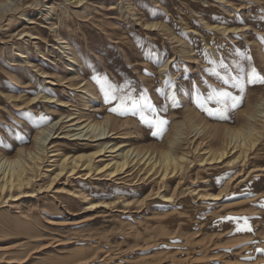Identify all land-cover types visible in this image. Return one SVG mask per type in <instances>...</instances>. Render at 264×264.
Wrapping results in <instances>:
<instances>
[{
    "label": "rangeland",
    "instance_id": "374dc122",
    "mask_svg": "<svg viewBox=\"0 0 264 264\" xmlns=\"http://www.w3.org/2000/svg\"><path fill=\"white\" fill-rule=\"evenodd\" d=\"M3 5L0 155L15 158L38 150L36 135L44 125L51 126L39 141L49 134L46 144L55 151L94 148L97 140L81 139L88 138L81 135L85 130L71 125L75 119L67 115L73 112L108 125L110 143L132 144L155 157L180 125L173 150L189 152L190 160L164 181L140 163L115 176L63 172L49 187L58 156L43 155L30 185L0 192V264H264V252L258 251L264 249V84L240 91L230 79L249 66L264 76V0ZM153 21L160 25L148 23ZM169 79L172 87L165 85ZM109 84L120 96L146 97L152 109L111 112L119 101L105 102L103 88ZM215 90L243 97L228 121L207 115L194 102L197 94ZM171 91L177 107L166 99ZM257 109L258 115H249ZM157 118L168 122L162 137H154L155 129L145 122ZM250 121L263 134L249 157L230 161L231 149L220 160L199 161L203 146L222 149L229 130ZM227 217L246 218L252 231H236L244 220Z\"/></svg>",
    "mask_w": 264,
    "mask_h": 264
},
{
    "label": "bare ground",
    "instance_id": "6f19581e",
    "mask_svg": "<svg viewBox=\"0 0 264 264\" xmlns=\"http://www.w3.org/2000/svg\"><path fill=\"white\" fill-rule=\"evenodd\" d=\"M11 1L12 0H0V20L5 17L3 9H7L6 7L2 8V5L10 3ZM76 1L81 2L83 0ZM17 7H20L19 3L17 4ZM29 19L30 22H35L31 18ZM148 23H150L151 26L160 25L159 21ZM205 23L207 25H211L209 21L205 20ZM214 27L220 28L223 31H226L228 29V26H220L219 24H216ZM66 44L68 45V43ZM21 52L23 51L21 50ZM69 53V60L71 61L70 58L73 57L72 55L74 54V51ZM21 56H24L23 53H21ZM29 61L32 60L29 59ZM42 72L46 73L47 71L42 70ZM36 98L37 96L30 98V102H34ZM258 110L259 109H257V112L254 111L249 115L252 117L258 115ZM67 116H70V120L75 119V121L71 123V125L76 126L75 129H81L80 132H83L85 130V133L81 135H87L88 138L81 139L97 140L95 147L86 151H76L75 153L62 152L59 150L55 151L51 148V146L48 145V143L46 144V139H48L49 134L46 133V136L42 139V142L39 141V136L45 133L46 130H49L51 126L44 125L43 127L39 128L36 135L38 139V150H30L28 155L23 156L22 154H19L15 158H8L5 157V155H0L1 193H3L5 190L21 189L23 186L30 185L36 177V173L38 172V170L43 167V155H46L49 158L53 157L54 155L58 156L53 159L57 167L52 170V172L50 171L51 173L48 174L49 180L47 182V185L49 187L53 185L56 179L63 172L74 174L85 170V174L88 175L91 172L93 173L94 171H105L108 175L115 176L121 172L124 173L128 171L129 167L140 163L146 165L145 170L147 172L151 170H155V172L158 173L160 172L161 180L164 181L172 170H183L185 168L186 162L190 160L188 155L189 152L187 153V151H184L181 153H176L173 150V145L177 143V141H179L178 139L182 134L180 125H177L175 127L174 135L171 137L170 141H168L169 146L166 148H160V150L158 151L159 156L155 157V153L148 152V150L142 153L140 149L132 144L110 143V140L107 139L108 136L106 135V129L108 128V125L106 126V124H104L102 121H97L90 117H84V114L82 113L80 115H73V112H70ZM56 123L57 122H54L53 125H55ZM228 134L231 138L229 137V143H227L224 147L222 146V149L214 150L210 147L208 148L203 146L204 151L203 153L201 152L202 155L199 157V161L205 162L209 160H220L221 158L225 157L231 149H235V156L233 157V159H230V161L235 162L241 158H243L244 160V158L249 157V155L257 149V142L260 140L263 131L255 122L250 121L246 127L229 130ZM69 135H76V133H72ZM159 143H162V141ZM228 146H230L229 149ZM164 196L168 197V195L166 194H164ZM90 203L92 205L95 204L94 202Z\"/></svg>",
    "mask_w": 264,
    "mask_h": 264
},
{
    "label": "snow or ice",
    "instance_id": "6c2138e0",
    "mask_svg": "<svg viewBox=\"0 0 264 264\" xmlns=\"http://www.w3.org/2000/svg\"><path fill=\"white\" fill-rule=\"evenodd\" d=\"M264 41V37H260ZM245 60L250 59V57H244ZM211 71V69H209ZM231 79V87L238 89L240 91H245L247 85H255L257 83L264 84V76H261L254 66H249L244 69L243 75H237L235 78ZM228 79L224 80V83L227 84ZM166 87H172V82L169 80L165 81ZM104 99L106 103H111L114 100H118L119 103L116 107H112L109 110L120 115H126L128 113L136 114L137 110H143L144 108L152 109V105L148 102L146 97L141 96L139 100H135L131 97H125L118 95V90L112 85H107L103 88ZM161 95L165 94L164 89H158ZM166 99L170 101L171 107L179 106L177 100L176 92L171 91L166 95ZM243 97L239 95H233L230 91L225 90H215L212 93H209L207 96H200L197 94L195 97V104L198 108H201L207 115L213 116L221 121H228L230 119V114L234 113L240 105L242 104ZM208 102H213L216 107L207 108L206 104ZM130 104V107H129ZM166 107L162 110H166ZM141 120H144V117L141 116ZM150 127H153L155 130L152 131L154 137H162L166 131L167 121L161 118L147 120L145 121ZM225 219H243V225H237L236 231H248L251 232L252 228L248 224L246 218H231L227 217ZM258 251L264 252V249H258Z\"/></svg>",
    "mask_w": 264,
    "mask_h": 264
}]
</instances>
